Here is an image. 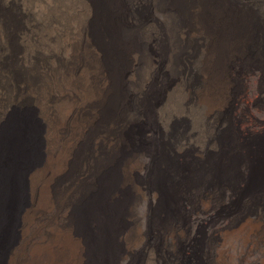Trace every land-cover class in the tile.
<instances>
[{"label": "bare ground", "instance_id": "obj_1", "mask_svg": "<svg viewBox=\"0 0 264 264\" xmlns=\"http://www.w3.org/2000/svg\"><path fill=\"white\" fill-rule=\"evenodd\" d=\"M147 6L162 13L165 22L138 10ZM182 26L184 32H193L192 39L201 48L190 47L200 83L191 79L187 84L184 73L183 94L173 96V107L178 102L181 114L197 123L199 130L192 127L188 133L192 138L202 136L207 124L216 121L229 105L227 64L244 57L251 48L262 47L256 43L264 34V0H0V69L6 68L22 86L20 96L9 97L28 104V109L21 108L22 117L10 118L8 123L20 130L22 138L5 141L33 145V133L44 128L40 118L46 124V159L31 177L34 207L25 215L28 239L37 214L52 219L56 210L53 189L59 179L74 172L78 160L75 166L87 170L86 180L74 175L78 181L57 197L61 207L70 204L72 229L37 223L33 235L39 239L23 248L32 264H83L85 249L72 231H86L93 218L97 222L101 208L112 211L125 206L126 198L120 204V197L135 190V169L140 164L133 154L121 165L118 159L123 156L124 134L138 117L135 98L154 80V50L164 53L165 34L173 48L178 46L176 37ZM16 39L25 45L35 43L39 56L36 50L24 52L18 63ZM45 49L54 50V54ZM35 58L39 60L33 68ZM146 99L152 105L156 92ZM224 137L222 143L229 134ZM234 138L231 135V142ZM211 148L220 151L219 142ZM200 149L204 160L191 164L192 176L187 182L192 184V179L198 181L207 174L217 179L237 177L238 155L225 156L222 151L221 161L205 155L204 146ZM256 150L252 153L251 187L259 188L264 184V146ZM28 151L22 154L26 156ZM166 162L176 169L172 160ZM155 173V183L162 185L166 175L160 170ZM170 192L165 202L171 200ZM251 232L264 234V224L254 226ZM133 238L130 235L127 240L133 242ZM218 261L229 264L224 251Z\"/></svg>", "mask_w": 264, "mask_h": 264}, {"label": "rangeland", "instance_id": "obj_2", "mask_svg": "<svg viewBox=\"0 0 264 264\" xmlns=\"http://www.w3.org/2000/svg\"><path fill=\"white\" fill-rule=\"evenodd\" d=\"M138 10H146L161 24L165 22L163 14L151 6ZM192 33L184 32L182 26L176 37L178 46L173 48L165 34L164 53L154 50V80L142 95L136 94L138 117L124 134L123 156L118 159L121 165L133 154L140 164L135 169V190L129 189L120 197V204L126 198L122 209H118L120 205L112 211L101 208L95 217L97 222L93 218L85 226L86 231H72L73 238L81 241L85 249L83 264H219L221 251L229 264H264V234L251 232L254 226L264 224V184L251 187L254 180L250 172L255 163L253 151L264 146V34L258 36L256 43L261 48H251L244 57L231 59L227 64L229 105L216 121L210 120L213 123L207 124L202 136L191 138L188 133L192 127L199 130L197 123L181 114L178 102L173 107V96L176 92L183 94L184 73L187 84L191 79L196 84L201 80L190 47L201 48ZM16 42L18 63L24 52L36 50L39 56L35 43L21 44L20 39ZM44 51L54 54V50ZM38 60L35 58L33 68ZM152 91L156 92V99L148 105L146 98ZM21 92L20 81H14L6 68L0 69V264H32L23 255V248L39 239L33 235L37 223L72 229L70 204L61 207L57 197L68 192L78 178H87V170L76 167L79 160L75 161L74 172L61 177L53 189L56 210L52 219L37 214L32 235L29 239L25 236V215L34 207L31 177L45 163L47 144L46 124L39 115L36 116L44 128L33 133V145L5 141L22 138L19 129L8 125L10 118L22 117V107L28 109L27 103L18 104L9 97L20 96ZM231 135L235 136L232 142ZM215 141L219 142L220 151L211 148ZM200 146H204L205 155L221 161L222 151L225 156H239L234 181L207 174L198 181L192 179V184L187 182L192 176L191 164L203 159ZM18 149L21 150L12 155ZM26 150L29 151L25 156L22 152ZM169 159L176 169L168 166ZM158 170L166 175L162 185L155 183ZM168 192L171 200L165 202ZM250 232L249 242L245 243ZM130 235L134 236L133 242L127 240Z\"/></svg>", "mask_w": 264, "mask_h": 264}]
</instances>
